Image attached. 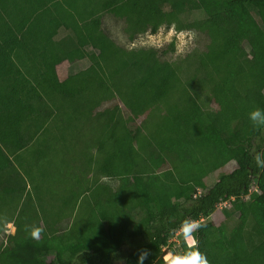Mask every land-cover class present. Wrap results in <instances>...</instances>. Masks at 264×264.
I'll use <instances>...</instances> for the list:
<instances>
[{
	"label": "trees",
	"instance_id": "trees-1",
	"mask_svg": "<svg viewBox=\"0 0 264 264\" xmlns=\"http://www.w3.org/2000/svg\"><path fill=\"white\" fill-rule=\"evenodd\" d=\"M259 5L264 0H0L3 194L29 207L28 181L41 191L31 176L34 166L19 157H32L30 147L59 108L72 104L90 113V121L103 122L91 148L97 156L84 155L86 163L75 157L69 169L89 194L84 223L71 225L67 216L68 225L60 226L58 217L48 219L42 196L40 213L18 206L15 221L5 223L16 232H3L0 264H117L123 246L131 248L124 264H166L162 249L191 223H197L196 245L182 240L181 254L198 249L207 264H264V166L257 163V156L264 161V127L249 119L252 110H264ZM109 20L122 24L126 44L164 27L194 33L195 47L179 61L175 40L131 49L114 39ZM11 32L18 37L12 53L5 45ZM62 61L87 63L58 87L53 69ZM203 90L215 110L204 108ZM42 147L39 158L48 153ZM231 162L234 169L220 173ZM214 173L218 179L209 186ZM71 180L59 183L74 187ZM71 203L66 196L62 204L74 213ZM223 203L230 207L222 213L237 220L233 227L203 221ZM41 220L47 223L33 238L29 227Z\"/></svg>",
	"mask_w": 264,
	"mask_h": 264
},
{
	"label": "rangeland",
	"instance_id": "rangeland-1",
	"mask_svg": "<svg viewBox=\"0 0 264 264\" xmlns=\"http://www.w3.org/2000/svg\"><path fill=\"white\" fill-rule=\"evenodd\" d=\"M259 14L261 16L264 15V5H259ZM28 23V20H25L21 27L24 29L26 27V24ZM220 29L223 32L227 31V28L223 25H219ZM107 28L112 33L114 39L119 42L120 44H126L125 39L121 33L122 24H118L115 21L109 20L107 23ZM173 40L176 42V53L174 55V59L176 61L181 60L184 58L189 52H191L195 45V35L192 32H177L174 28L166 29L161 28L157 34L151 35L146 34L139 37L137 40H135L131 44H126L128 48H138V47H145V48H161L169 43H171ZM18 37L14 32H11L8 38V41L5 43L7 50L12 53L17 45ZM87 62L79 61L75 65L69 64L66 61L60 62L58 65H56L53 69V76L56 81V85L58 87H62L65 84V80L67 76L70 73H75V71H78L85 67V64ZM262 88L264 87V80L261 83ZM202 98L205 100V109L207 110H215L216 106L213 103L212 100H210L209 93L207 90L202 91ZM80 107L77 111H74L73 105L69 104L67 108L57 110V112L54 113L52 119L47 124L48 130L46 133H44L43 138L41 141L37 142L34 146V148L30 147L29 153L32 152V157L29 155L27 159H23L19 157V162L22 161L25 163V165H28V163L32 166H34L31 176L34 178L33 180H37V182L40 183V190L37 192L35 189L32 191V184L28 181V186L31 187V197L33 196V203L32 200H30L29 207L27 205L23 206L22 203H19L18 200H15L16 203L13 205L11 203V198L9 196L4 195V190L0 191V240H2L4 243L7 241L6 237L10 235H14L16 232V228L12 223L6 224L7 221H15L17 214H19L20 208L25 209V213H33L35 211L41 212L40 209V202L37 201L40 196H42V204L45 205V209L43 210L46 217L48 219H51L53 216L58 217V225L65 226L68 225V220L71 218V225H74L76 227H80L87 216L89 215V194L83 195V192L85 190V187L79 186L78 183L75 182V180H71V176H69V169H73L75 167L74 165V159L75 157L83 158L85 163L88 159L94 160L93 157L97 156L96 152H94L93 149H91L95 143L98 142V139H100V130L101 126H103V122H99L98 119H92L93 117L90 116V113H87V117L84 115V109ZM88 111V110H87ZM79 112V113H78ZM78 113V114H77ZM78 116L77 126H72V121H70V117ZM84 116V117H83ZM74 118V117H73ZM72 118V119H73ZM40 139V138H39ZM74 145H76V149L74 150ZM42 146L48 147V155L45 154L44 156L38 157V149L43 148ZM27 151L25 154H29ZM24 154V157H25ZM86 156V158L84 157ZM26 158V157H25ZM26 161V162H25ZM83 161V162H84ZM96 159V163H97ZM18 162V159H16L13 163L16 168H18V171L22 175H25L21 166V163ZM84 164V163H83ZM82 166V165H81ZM235 163L231 162L228 165H226L221 172H230L234 169ZM83 168V166H82ZM75 169V168H74ZM73 169V170H74ZM96 169L93 166V172L96 174ZM91 172H89L87 175H89ZM93 174V176H94ZM14 175H16V172L13 171V181H14ZM86 175V176H87ZM219 173H214L211 175L207 180L206 184L211 186L217 179H218ZM26 176V175H25ZM85 176V178H86ZM92 176V174H91ZM88 177L87 180L89 183L94 179V177ZM37 177V178H36ZM63 178L71 180L74 184V187H71L70 183L67 184L66 181H64L62 184L59 183L63 181ZM26 179L28 180L27 176ZM91 179V180H90ZM30 180V179H29ZM84 179V181H87ZM31 181V180H30ZM101 182H105L106 184L110 186H116V181H112L109 178H101ZM4 182H2L1 186L4 187ZM14 184V182H13ZM38 183H33L34 187ZM72 185V186H73ZM81 187V188H80ZM72 191V192H71ZM3 192V193H2ZM68 195H67V194ZM76 193L77 195L75 196ZM66 196L70 197L71 199V205L74 209V204L77 206L75 207V212L73 213L70 209L67 212V209L69 206L63 205V200L66 198ZM33 204V205H32ZM18 206L20 207L18 210ZM230 207L229 203H223L217 206L216 213L211 218H206L203 221L209 222L212 220H215L218 225L224 223L228 227H233L237 220L235 217H226L224 213H222L223 210ZM35 208L37 210H35ZM71 211V212H70ZM67 212V214H65ZM27 213V214H28ZM26 214H24L25 216ZM63 216V217H62ZM69 217L66 219V217ZM25 220V218H23ZM44 220H41L42 223H34L29 227L30 234L33 230H36L38 232V237L40 234V231L44 228L43 222ZM197 223H191L187 227L177 231L175 235L169 240V245L171 247L163 248L161 251V257L163 261L166 263L169 261L170 257L173 256V254H181L180 250V244L182 240L186 242L188 246H193L196 244L195 238L192 236V231L196 228ZM3 232L6 235V237L3 236ZM194 238V239H193ZM175 251L172 253V251ZM131 251V248L129 246H123L119 257L117 260V264H124L125 257L129 254Z\"/></svg>",
	"mask_w": 264,
	"mask_h": 264
},
{
	"label": "clouds",
	"instance_id": "clouds-1",
	"mask_svg": "<svg viewBox=\"0 0 264 264\" xmlns=\"http://www.w3.org/2000/svg\"><path fill=\"white\" fill-rule=\"evenodd\" d=\"M249 119L256 126L264 127V110L254 109L249 113ZM257 163L264 166V161H261L257 156ZM33 238H38V232L33 230L31 233ZM194 239V238H193ZM194 244L193 246H195ZM143 257L141 258L142 261ZM166 264H207L206 257L199 252L198 249H191L183 254H173Z\"/></svg>",
	"mask_w": 264,
	"mask_h": 264
},
{
	"label": "crops",
	"instance_id": "crops-1",
	"mask_svg": "<svg viewBox=\"0 0 264 264\" xmlns=\"http://www.w3.org/2000/svg\"><path fill=\"white\" fill-rule=\"evenodd\" d=\"M2 182H3V173H2V171L0 170V191H3V188L1 187V186H3L2 185ZM3 193V192H2ZM12 199H11V203L13 204V205H15L14 203H16V202H14L13 201V197H11ZM17 210H18V208H17ZM9 224V223H8ZM45 226V225H44Z\"/></svg>",
	"mask_w": 264,
	"mask_h": 264
}]
</instances>
